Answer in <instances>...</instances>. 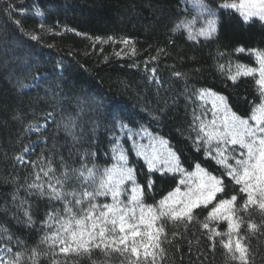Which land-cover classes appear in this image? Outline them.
<instances>
[{
	"label": "trees",
	"instance_id": "1",
	"mask_svg": "<svg viewBox=\"0 0 264 264\" xmlns=\"http://www.w3.org/2000/svg\"><path fill=\"white\" fill-rule=\"evenodd\" d=\"M200 1L214 19L211 38L191 34L208 15L189 0H0V256L8 264H152L122 248L62 255L48 239L68 209L79 219L92 204L111 205V193H97L117 182L121 206L137 197V215L153 210L146 224L162 201L173 214L192 209L191 223L164 217L147 229L151 240L138 238L143 256L139 245L153 251L163 228L155 264H241L222 246L228 223L208 219L233 196L241 226L232 239L243 238L248 264H264V213L239 211L247 197L217 155L226 149L238 168L246 149L205 135H235L233 117L264 127V22L223 7L232 0ZM238 66L257 75L233 82ZM209 177L223 191L195 207Z\"/></svg>",
	"mask_w": 264,
	"mask_h": 264
},
{
	"label": "snow or ice",
	"instance_id": "2",
	"mask_svg": "<svg viewBox=\"0 0 264 264\" xmlns=\"http://www.w3.org/2000/svg\"><path fill=\"white\" fill-rule=\"evenodd\" d=\"M223 7L233 8L236 10H241L245 7L242 3L239 7L235 4H225ZM247 11H241V15L244 17L245 21L251 19L252 17H257L264 20V0H252L248 6ZM214 23L209 25V30L199 33V35L206 38H211L215 33ZM37 39V37H32ZM130 42L125 41L127 46ZM133 53L135 49H132ZM239 51H244L240 49ZM257 59L260 64L259 69V84L262 89H264V54H258ZM257 73L252 69L244 68L243 66L237 67V75L230 77V79L235 82L240 76H255ZM222 103L223 98L218 97ZM258 111L264 112V107ZM234 124L239 123L240 129L236 130V134L226 132L223 136H217L211 133H205L209 137V143L213 139L217 143L220 142H230L231 145H239L240 148L246 149L245 153H240L239 155L245 156V159H235V165L237 167H231L227 161L228 156L224 155L225 150L220 151L217 155L221 158L222 166L228 169L229 177L237 184L240 185V192L244 194L247 199L239 209L241 212H247L249 208H256L261 213H264V127H259V120L257 121L258 126L255 128L248 127V121H240L238 118H232ZM215 123V121H213ZM203 131V129H202ZM247 139V142L245 138ZM19 159V158H18ZM47 175V173H45ZM39 178V177H37ZM130 178V176H129ZM110 179V177H109ZM209 183L211 187L207 189V195L204 196L203 201L197 199L194 202L195 207H207L209 203H212L215 199L217 193L223 191V181L216 180L214 177H209ZM101 188L104 189L103 192H98L97 195H108L111 193L113 203L111 205H103L99 207L92 204L88 211L83 213V216L77 219L72 216L71 209H68L69 219L67 221H62L60 233L57 236L49 237L48 239L53 241L54 247L60 248V253L62 255H68L69 253L79 254L80 251L88 252L90 249L88 245H92L94 248H110L112 251H121L130 253L137 261L143 259L145 261L151 260L152 264H155L157 256L154 254L157 249H159V237L164 235L163 228L155 229V243L150 246L153 251H148V246L141 243L139 247L144 250V255L141 256L138 252L137 240H151L153 233L147 231V229L153 228L156 220L164 217H168L172 221L176 220H187L189 223L192 221L191 208L187 204L183 208L176 211L173 214V210H164L167 207V201L161 202V211L159 216H155V219L151 223H144L145 215H155L152 209L139 208V215H137V207H132L133 204H137V197L129 202L128 206H121L119 203V183L117 182L114 187H109V185L102 184ZM54 198L59 199L60 193L55 192L53 189ZM84 199L92 200L89 194H85ZM77 204L81 201L78 199ZM236 197L233 196L230 200H223L222 202L215 204L213 210L209 215V220L212 222L226 221L228 223V231L224 233L225 236L229 237L228 242L224 243L222 246L232 253L233 259H237L236 253L239 254V260L241 264H248L247 261V249L242 247L243 238L233 240L234 234L239 233L241 222L239 219H234L236 214ZM207 228V224L204 226ZM248 230L250 232L257 231V226L249 224ZM144 228L145 231L141 232L139 229ZM213 236H220L221 233L212 229ZM118 237V239H108V237ZM234 244V247H233ZM75 245V247H73ZM8 251V250H4ZM162 253V249H159ZM19 257L16 258V264H19ZM0 264H8L2 256H0Z\"/></svg>",
	"mask_w": 264,
	"mask_h": 264
},
{
	"label": "rangeland",
	"instance_id": "3",
	"mask_svg": "<svg viewBox=\"0 0 264 264\" xmlns=\"http://www.w3.org/2000/svg\"><path fill=\"white\" fill-rule=\"evenodd\" d=\"M189 2L196 9L197 13H200V14H203V15H206V14L208 15L205 18L201 17V24L199 26H195L196 28H192L191 34L199 35V33L209 30V25L214 23V19L212 18V16L210 14L207 13V11H206L207 9L204 7V5L202 4V2L200 0H189ZM242 3L245 5V7L243 9L239 10V11L236 10V9L230 8L232 10L237 11L241 15V11H247L248 10L247 6L250 3H252V0H232V1H228V2L224 3V5L225 4H235V5H237L239 7ZM242 18L244 19L243 16H242ZM253 19H257V20H260V21L264 22V20H261V19H259L257 17H252L251 19H249L247 21H250V20H253Z\"/></svg>",
	"mask_w": 264,
	"mask_h": 264
}]
</instances>
